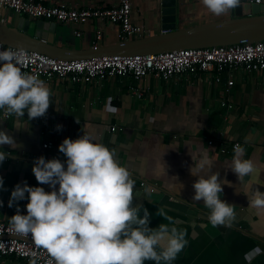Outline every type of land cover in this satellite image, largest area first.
<instances>
[{
	"label": "crops",
	"instance_id": "0c3cea01",
	"mask_svg": "<svg viewBox=\"0 0 264 264\" xmlns=\"http://www.w3.org/2000/svg\"><path fill=\"white\" fill-rule=\"evenodd\" d=\"M43 1L78 8L112 6L118 2ZM162 2L133 1L132 19L142 27V32L132 39L163 31ZM177 5L180 28L228 19L232 13L230 10L215 15L201 0H177ZM2 12L1 19L12 25H18L22 16L33 22L38 20L7 8ZM55 21L54 44L59 47L85 50L123 40L119 27L105 20ZM98 31H102L101 37ZM223 78L222 82H217L210 75L202 74L166 81L149 74L84 77L75 83L56 78L44 80L52 92V103L44 116L29 119L26 113L17 117L4 116L0 111V129L16 141V147L4 144V149L0 148L9 154L0 163V176L4 177V188L0 189V200L4 201L0 206V220L11 221L17 204L19 211L26 212L27 199L16 201L11 207L8 200L16 183H39L31 171L35 158L43 155L46 159L65 160L58 145L65 137L75 139L84 131L91 133L96 141L116 149V157L128 167L136 181L133 204L141 203L152 213L150 227L163 222L186 230L187 244L172 264H264V212L257 213L248 205L247 196L240 192L242 182L229 168L234 141L245 147V157L264 168V69L235 71L229 109L220 104L227 76ZM57 124L62 125L60 130L56 129ZM45 143L50 145L46 147ZM189 151L211 162V166L206 164L199 174L207 176L218 171V179L230 182L223 184L221 195V199L235 208L236 215L230 225L213 226L203 198L192 199V184L197 177L189 170L194 163ZM260 178L264 179V172ZM42 186L50 190L48 184ZM253 187L264 191V185ZM158 208H163L172 221L158 216ZM29 261L0 254V264H29ZM145 264L154 262L148 260Z\"/></svg>",
	"mask_w": 264,
	"mask_h": 264
},
{
	"label": "clouds",
	"instance_id": "9594fccd",
	"mask_svg": "<svg viewBox=\"0 0 264 264\" xmlns=\"http://www.w3.org/2000/svg\"><path fill=\"white\" fill-rule=\"evenodd\" d=\"M201 3L215 15L242 6L241 0ZM23 63L20 51L0 48V111L4 116L20 117L26 113L29 119L44 116L52 103V92L38 74L23 71ZM61 128V124L56 125L57 130ZM4 144L16 147L13 136L0 129V148L4 149ZM58 149L65 160L46 159L43 155L35 158L31 171L37 185L21 181L13 186L9 207L27 199L26 212L19 211L17 204V211L11 216L16 231L34 236L55 264H145L148 260L172 264L187 244L186 230L174 223L149 226L152 213L141 203L133 204L136 181L116 157V149L84 131L75 139L65 137ZM244 153L243 145H234L229 168L242 182L240 192L247 196L248 205L257 213L264 212V191L253 187L264 185L260 183L264 181L260 178L264 168ZM189 154L194 162L190 173L197 177L192 184V199L203 198L213 226L230 225L236 215L234 205L221 199L223 184L230 182L218 179V171L207 176L199 174L211 162L199 153ZM8 155L6 150L0 151V163ZM43 184H48L50 190L46 191ZM3 188L4 177L0 176V189ZM3 203L0 200V206ZM157 215L172 221L163 208L157 209ZM29 264H37L36 259Z\"/></svg>",
	"mask_w": 264,
	"mask_h": 264
},
{
	"label": "built area",
	"instance_id": "2783aa9c",
	"mask_svg": "<svg viewBox=\"0 0 264 264\" xmlns=\"http://www.w3.org/2000/svg\"><path fill=\"white\" fill-rule=\"evenodd\" d=\"M134 0H118L112 6L73 7L47 4L43 0H0V18L3 9L29 15L38 19H53L60 22H86L101 19L119 27L123 40L132 39L142 32V27L132 19ZM263 4L264 0H246ZM78 34H80L78 32ZM102 31H98L101 37ZM11 46L0 42V48ZM20 51L24 58L22 70L33 72L46 81L68 80L75 83L84 77L106 75L142 77L154 74L163 80L208 74L217 82L227 76L221 92L220 104L229 109L235 71L238 69L260 71L264 69V40L255 42L216 45L201 48H182L154 54L104 55L87 59L63 60L38 51L11 47ZM213 143L212 140L209 141ZM240 144L232 142V146ZM45 143L44 146H49ZM144 184V182L142 183ZM16 236H24L21 239ZM0 254L15 255L23 259H36L37 264H55L49 251L41 246L34 236L16 231L11 221L0 220Z\"/></svg>",
	"mask_w": 264,
	"mask_h": 264
},
{
	"label": "water",
	"instance_id": "95a60500",
	"mask_svg": "<svg viewBox=\"0 0 264 264\" xmlns=\"http://www.w3.org/2000/svg\"><path fill=\"white\" fill-rule=\"evenodd\" d=\"M241 5L232 9L231 17L228 19L180 28L177 22V0H163L162 32L122 40L113 45H95L85 50L56 46L55 20L38 19L33 22L30 18L22 16L18 25H12L0 18V42L11 47L38 51L58 59L73 60L104 55L154 54L182 48L264 40V3L241 0ZM31 29L33 31H30ZM16 237L27 239L24 236Z\"/></svg>",
	"mask_w": 264,
	"mask_h": 264
}]
</instances>
